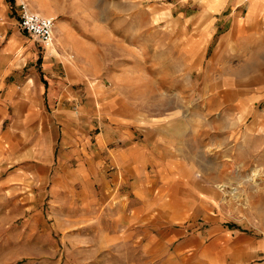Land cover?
Listing matches in <instances>:
<instances>
[{
    "label": "rangeland",
    "instance_id": "374dc122",
    "mask_svg": "<svg viewBox=\"0 0 264 264\" xmlns=\"http://www.w3.org/2000/svg\"><path fill=\"white\" fill-rule=\"evenodd\" d=\"M246 1L7 0L8 23L24 3L73 32L61 61L90 77L101 119H125L133 140L145 142L147 159L138 175L147 187L141 220L150 237L167 224L182 229V237L165 247L173 264L185 258L206 264L212 252H201L203 247L230 261L232 253L222 246L238 235L260 245L235 255V264H264V95L253 94L263 62L222 47L224 40L256 39L257 31L240 17L242 6L235 9ZM54 30L50 47L29 37L38 64L55 46ZM120 169L117 187L137 177ZM47 202L38 203L43 208L34 209V219H0V264L138 262L126 223L93 217L110 215L104 206L94 213L84 209V219H51ZM113 203H119L115 196ZM185 237L186 247L175 251Z\"/></svg>",
    "mask_w": 264,
    "mask_h": 264
},
{
    "label": "crops",
    "instance_id": "0c3cea01",
    "mask_svg": "<svg viewBox=\"0 0 264 264\" xmlns=\"http://www.w3.org/2000/svg\"><path fill=\"white\" fill-rule=\"evenodd\" d=\"M19 5L16 21L8 23L7 0H0V219L8 223L13 219H34L33 211L43 208L38 203L44 202L45 197L51 219H84V209L94 213L104 206L110 215L93 217L122 219L129 241L133 245L137 241L138 262L131 264H173L165 247L182 237V229L167 224L150 237L141 220L145 219L147 187L138 175L145 165V142L133 140L125 119L108 121L98 116V93L87 85L90 77L73 70L59 57L67 47L66 36L73 35L63 22L55 25L53 49L47 48L41 62H35V47L28 40L43 45L19 25ZM238 6L243 9V22L257 31L256 39L224 40L222 47L240 59L255 54L261 59L263 67L255 71L258 82L253 88V94L261 96L264 0L235 3L236 10ZM111 106L109 102L106 105ZM96 127L100 130L93 132ZM120 167L122 173L132 169L137 177L129 183L123 180L117 187L114 174ZM114 196L119 200L115 205ZM69 208L78 209L79 214L67 215L65 209ZM135 223L137 227L132 226ZM187 239L181 240L174 250L184 249ZM233 239L229 246H222L232 253V260L222 258L219 250L203 247L201 252H212L205 263L235 264V255L260 245L243 235ZM165 253L167 258L163 260ZM181 264H193V259H182Z\"/></svg>",
    "mask_w": 264,
    "mask_h": 264
},
{
    "label": "built area",
    "instance_id": "2783aa9c",
    "mask_svg": "<svg viewBox=\"0 0 264 264\" xmlns=\"http://www.w3.org/2000/svg\"><path fill=\"white\" fill-rule=\"evenodd\" d=\"M246 1V0H245ZM19 25L43 47H50L53 42L54 18L31 11L28 6L21 3Z\"/></svg>",
    "mask_w": 264,
    "mask_h": 264
}]
</instances>
